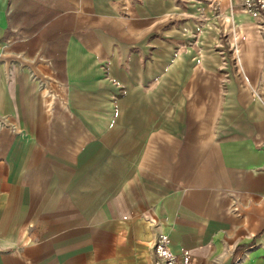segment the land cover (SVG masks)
Listing matches in <instances>:
<instances>
[{
  "label": "crops",
  "instance_id": "0c3cea01",
  "mask_svg": "<svg viewBox=\"0 0 264 264\" xmlns=\"http://www.w3.org/2000/svg\"><path fill=\"white\" fill-rule=\"evenodd\" d=\"M238 7L0 0V264H153L161 234L264 264V24Z\"/></svg>",
  "mask_w": 264,
  "mask_h": 264
},
{
  "label": "built area",
  "instance_id": "2783aa9c",
  "mask_svg": "<svg viewBox=\"0 0 264 264\" xmlns=\"http://www.w3.org/2000/svg\"><path fill=\"white\" fill-rule=\"evenodd\" d=\"M240 5L256 24H264V0H240ZM152 250L153 264H191L189 251L183 250L180 257L171 252L167 235H159L152 245Z\"/></svg>",
  "mask_w": 264,
  "mask_h": 264
},
{
  "label": "rangeland",
  "instance_id": "374dc122",
  "mask_svg": "<svg viewBox=\"0 0 264 264\" xmlns=\"http://www.w3.org/2000/svg\"><path fill=\"white\" fill-rule=\"evenodd\" d=\"M237 1L239 2V7H238V8H239V9H238L239 11H238V12H239L240 14H241V13H242V14L245 13L243 7L240 5V0H237Z\"/></svg>",
  "mask_w": 264,
  "mask_h": 264
},
{
  "label": "trees",
  "instance_id": "16d2710c",
  "mask_svg": "<svg viewBox=\"0 0 264 264\" xmlns=\"http://www.w3.org/2000/svg\"><path fill=\"white\" fill-rule=\"evenodd\" d=\"M238 248H244L243 246H239Z\"/></svg>",
  "mask_w": 264,
  "mask_h": 264
}]
</instances>
